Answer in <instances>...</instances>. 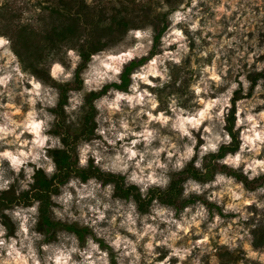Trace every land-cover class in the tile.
I'll list each match as a JSON object with an SVG mask.
<instances>
[{
  "label": "clouds",
  "instance_id": "obj_1",
  "mask_svg": "<svg viewBox=\"0 0 264 264\" xmlns=\"http://www.w3.org/2000/svg\"><path fill=\"white\" fill-rule=\"evenodd\" d=\"M198 3L199 0H191V7L181 5L171 11L167 18L170 26L161 36L162 51L155 55L149 56L155 37L152 25L129 29L125 36L129 42L127 47L120 44L91 55L81 74L88 93H99L107 85L122 84L127 66L148 59L129 74L131 82L126 91L109 87L106 95L93 101L98 113L94 118L98 125L95 135L101 139L77 143V169L94 166L101 173L122 177L124 188L135 186L142 200L149 199L151 191H168L173 174L184 172L189 165L207 175L206 157H216L210 162L240 173L249 182L264 177V110L256 112L253 110L256 105L249 107L245 101L238 100L232 132L227 131L234 93L243 84L246 94L250 86L244 76L239 83L229 82L215 62L198 69L193 64L194 75L185 95L165 90L173 79L169 65L183 67V61L189 56L188 36L178 26L183 25L193 35L201 30L193 13ZM164 10H168L166 4ZM66 58L70 67L56 60L48 73L59 85L71 84L77 65L82 62L75 50H67ZM185 78L186 74L181 72L177 88ZM155 90H165L163 105L160 92ZM59 95L57 88L24 71L22 61L12 51L11 39L0 35V99L8 100L7 104L0 103V194L10 191L21 173L24 178L19 179L17 197L22 192H32L30 186L36 183L34 176L38 170H43L48 179L58 174L49 151L66 149L62 136L51 134L58 117L48 109L58 106ZM17 97L21 98L19 106L15 104ZM185 100H188L187 106H184ZM84 108V94L69 89L68 104L64 106L65 123L77 121L78 116L85 114L81 111ZM234 146L237 150L220 156L222 148ZM181 187V200L204 196L210 203L222 205L225 195L230 196L232 202L223 211L241 213L240 219L244 220L248 217L241 212V203L254 202L244 199L243 182L219 170L210 181L202 183L188 177ZM115 190V183L105 186L96 177L83 183L74 177L61 186L60 195H51V200L60 205L51 211L61 222L88 226L115 253L116 264H172L174 259L176 264H201L199 257L189 261L191 249L181 242L193 229L199 230L201 224L206 223L209 231L216 229L221 223L218 214H213L214 220L210 222L209 209L197 200L177 217L176 209L161 204L158 197L152 200L149 211L142 214L134 198L113 199ZM256 194L264 195V186L256 188L252 195ZM40 203L33 201L30 207L4 209L3 214L15 225V235H9V229L0 223V264H110L109 251L102 250L92 235L85 237L83 247L74 233L57 232L58 242L43 243L45 235L36 230ZM258 207L264 208V204ZM102 223L106 226L101 227ZM227 233L228 229L222 232L223 243H228ZM207 239L205 236L194 241V246L203 249ZM234 248V243L229 245L230 251ZM165 252L164 259L157 260ZM260 259L264 261V256Z\"/></svg>",
  "mask_w": 264,
  "mask_h": 264
},
{
  "label": "trees",
  "instance_id": "obj_2",
  "mask_svg": "<svg viewBox=\"0 0 264 264\" xmlns=\"http://www.w3.org/2000/svg\"><path fill=\"white\" fill-rule=\"evenodd\" d=\"M39 13L37 23H22L20 21H11L10 12L0 6V20L4 21L1 34H5L12 41V50L20 58L24 69L30 71L33 75L43 80L45 83L53 84L59 90V102L55 109H51L53 114L58 117L52 134L62 136V143L65 145L64 151H49V155L54 157L59 172L48 179L43 170H38L34 179L36 183L31 185L32 192H22L19 197L15 195V189L0 194V218L2 223L9 229V235L14 232L13 225L8 216L3 214L4 209L14 205H31L33 201H40V216L36 230L43 233L46 241L56 238V233L65 230L74 233L81 243L85 241L87 235H92L101 245L109 250L111 264H115L114 253L103 240L97 239L88 226H80L77 223L61 222L53 217L51 211L53 201L51 195H56L60 187L71 178H79L82 182L91 177H96L103 181V184L115 183L116 190L114 196L123 199L134 198L141 212L147 211L154 198H159L160 203L181 209L188 204L195 203L197 200L205 203L210 209L216 208L220 214L222 211L214 204L210 203L203 196H193L190 199L181 200L183 191L181 185L186 178L191 177L200 182H206L214 177V173L219 170L227 172L237 180L243 182L248 189H253L264 183V177L249 182L246 177L238 172H230L226 167H221L211 163L216 157L205 158V168L208 169L207 175H202L191 165L179 174H173V180L170 188L166 192L160 190L151 191L149 199L142 200L138 189L135 186L127 189L123 186V178L111 174L101 173L94 166L87 170L76 168L77 153L76 145L79 141H89L95 136L97 109L93 106V101L104 95L109 87L118 88L126 91L130 83L129 74L131 70L145 62L147 58L133 62L127 66L123 74V83L120 85H107L97 93L91 92L84 95L85 108L82 109L85 114L80 117L79 127L77 123L66 124L67 116L64 112V106L68 102L69 89L78 90L82 87L81 73L86 69L91 55L97 53L111 44L121 40L129 29L139 28L143 24L152 25L155 30L154 45L150 51L153 53L162 34L168 27L167 11H157L153 3L143 2L142 0H39ZM74 48L82 57V62L77 65L75 70V80L71 84L59 85L52 81L48 75V64L52 60L63 61V56L68 49ZM264 73L249 75L251 85L246 95L237 90L232 100V114L228 120L227 131L232 132V125L235 120V104L244 97L250 96L257 79L263 77ZM235 139V134H233ZM233 148H222L220 156L227 151H235ZM91 164V162H90ZM252 243L256 247L264 245V228L253 230ZM226 254L230 252L226 251ZM224 253H220L222 257Z\"/></svg>",
  "mask_w": 264,
  "mask_h": 264
},
{
  "label": "rangeland",
  "instance_id": "obj_3",
  "mask_svg": "<svg viewBox=\"0 0 264 264\" xmlns=\"http://www.w3.org/2000/svg\"><path fill=\"white\" fill-rule=\"evenodd\" d=\"M142 1L153 3L157 11H165L164 5L166 4L168 6V10H167V12H169L168 15L171 13V11H175L181 5H184L185 8L192 6L191 0H163V3H161V0H142ZM38 2L39 0H0V6H4L10 12L8 16L11 19V21H15V22L20 21L22 23L36 24L37 23L36 19L39 13V8L37 6ZM193 13H194V19L198 20L201 25V30H198L195 33V35H193L183 25L178 26L183 28L185 35L188 36L189 56L186 60L183 61V67H174L171 64L169 65L173 79H172V84L166 85L165 90L171 89L172 92L179 93L181 96L185 95V93L187 92L188 84L191 82V79L194 75V70L192 68L193 64H195L198 69L203 64H207L211 66L215 62L218 71L221 72L225 80L229 82L235 81L239 83L240 77L244 76L250 82V85H251V80L249 78V75L256 73H264V0H199L197 7L193 9ZM4 24L5 22L0 20V30H3ZM147 25L149 24L145 22V24H143V26L139 28H144ZM169 26H170V22L168 21V27L164 31V33L168 30ZM133 29H137V28H133ZM0 35H5V34L0 33ZM125 36L118 42L111 44L109 47L101 51L110 50L120 44H124L125 47L129 46V42L125 41ZM197 40L199 41V43H197ZM160 43H161V38L158 44L156 45V47L154 48L153 53L152 54L149 53V56L155 55L158 52L162 51L160 49ZM174 49H175V45H172L171 50ZM68 50L77 51L74 48ZM66 52L65 55L63 56L64 60L60 62L64 64L65 67H70V62L66 58ZM201 53H206V55L202 56ZM54 61L56 60L51 59V61L49 62L48 72L50 70L51 64ZM139 66L140 65L134 67L131 70V72ZM24 71L29 75H33L30 71L26 69H24ZM181 72H184L186 74V78L184 79L182 86L177 88L176 81L180 79ZM36 78L41 80L38 77ZM41 81L48 86L55 87L51 83L48 84L45 83L43 80ZM25 86L30 87V85H25ZM249 89L250 86L247 89L246 94L249 92ZM165 90H155L160 92L162 105L164 103L163 95ZM223 90L224 89H221L220 91ZM240 90L243 95H246L243 89V84H241ZM74 91L81 92L84 95L88 93L84 90L83 83L80 89ZM107 92L104 95H106ZM239 100L245 101L246 105L249 107H251L252 105H256V107L253 109L256 112L264 110V104L260 103L261 101H264V76L259 77L257 79V82L253 87L250 96L241 98ZM0 103L7 104L8 103L7 98L5 97L3 99H0ZM20 103H21V98L17 97L15 104L19 106ZM187 104H188V100H185L184 106H187ZM48 111L52 112L51 109H48ZM19 115L21 116L23 115V109ZM79 120H80V116H78L77 121H74V123H78ZM97 127L98 125L96 123V128ZM94 138L101 139V137H98L96 135L94 136ZM200 143H203V141H200ZM23 178H24L23 173H21L19 179H23ZM19 179L16 181V183L12 185L15 191L19 187ZM212 179H214V177ZM87 181L83 183H86ZM237 182H241V181L237 180ZM104 185L106 186L107 184ZM260 186H264V183L253 189H248L247 187L244 186L245 189L244 199H249L254 201L251 204L241 203V212L244 215H247L248 217V219L246 220L240 219L241 213L225 214L223 208L228 203L232 202L230 196L228 195H225L222 205H217L216 203H214L219 208V210L222 211L223 214H220L216 208L210 209L205 203L200 201L201 203L205 204L206 207L209 209L210 212L209 221L211 222L214 220L213 214H218L221 217V223L218 225L216 229L211 231L207 230L206 223L201 224L199 230L193 229L192 232L187 237H185V239L181 243L184 247L191 249V256L189 257V261H191L193 258L199 257L201 264H264V261L260 259L261 256H264V245L261 247H256L252 243L253 230L256 228H264V208L258 207V204H264V195L261 194H256L255 196L252 195V193L255 192L256 188ZM60 194H61V187L59 193L56 195H60ZM117 198L124 201L128 200L113 195V199H117ZM196 202L192 204H188L185 207L189 205H195ZM31 205H27V206L22 205V206L30 207ZM14 206H21V205H14ZM13 207L8 209H12ZM53 207L59 208L60 205H57L53 202L52 208ZM185 207L181 209H177L174 207L177 211V217H179L180 212ZM149 208L145 212H141L139 209L138 211L144 214L149 211ZM73 210L75 211V209ZM76 214L78 215L79 213ZM53 217L55 218L54 213H53ZM0 223H2L1 218H0ZM11 223H12L11 225H13L14 228V232L11 236H14L15 225L13 224L12 221ZM67 223H77L80 226H86V225H82L79 222H67ZM104 226L106 225L102 223L101 227ZM5 227L7 228V226ZM224 229H228V233H227L228 243H223L225 237L222 234V232ZM59 232L65 235L73 234L65 230H61ZM205 236L208 237L205 247L203 249L195 247L194 241L203 240ZM93 239L95 238L93 237ZM53 242H58L57 235L54 240L43 241V243H53ZM79 243L80 246L83 247L85 241L83 243L79 241ZM233 243L235 244V248L230 251L229 245ZM101 249L107 250L104 247H101ZM158 251H160V249H158ZM226 251L230 252V254H226ZM220 253L222 254L224 253V255H222V257H219ZM253 253L255 255H251ZM165 255H167L166 252L163 255L157 257V260L164 259ZM114 258H115V253H114ZM110 264H111V260H110ZM115 264H116V260H115ZM172 264H176L175 259L172 261Z\"/></svg>",
  "mask_w": 264,
  "mask_h": 264
}]
</instances>
